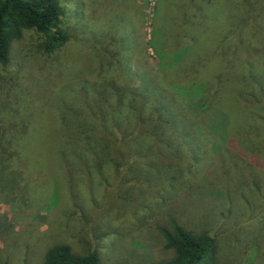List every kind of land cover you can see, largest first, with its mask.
I'll return each mask as SVG.
<instances>
[{
  "label": "rangeland",
  "instance_id": "rangeland-1",
  "mask_svg": "<svg viewBox=\"0 0 264 264\" xmlns=\"http://www.w3.org/2000/svg\"><path fill=\"white\" fill-rule=\"evenodd\" d=\"M57 2L60 26L68 35L66 42L45 54L40 49L42 35L23 30L11 44L9 62L0 64V114L12 118L10 105L23 98L20 111L31 116L26 148L33 147L36 159L50 148L49 132L57 128L58 103L70 96V90L100 80L137 86L145 71L149 75L146 81L152 80L155 89L158 82L181 101L200 99L204 90L215 93L210 114L188 109L195 120V115L205 120L209 132L204 140L208 144L203 141L198 153L204 161L192 166L194 170L199 167L196 175L203 176L207 186L224 197L216 203L206 201L190 191L184 193L186 189L178 181L169 182L163 197L153 196L143 211L139 205L121 203L116 197L128 182L121 184L122 179L115 177L109 166L96 174L103 184L93 185L94 194L91 185L68 192L56 167L49 164L45 172L20 177L25 186L5 187V200L0 201V264H38L45 249L55 243H66L75 252L93 251L102 264H140L145 260L135 246L143 241L145 226H166L170 216L212 234L219 249L218 264H264V110H256V122L262 120V128L252 121V107L243 104L247 85L256 83L252 77L258 70L264 71V0L245 29L237 27L228 33L224 32L228 25L223 19L224 0H212L204 7V18L197 17L198 27L193 16H183L181 23L178 15L176 20L179 0ZM182 2L186 8L189 0ZM116 39L125 47L124 55L116 54L108 44L115 46ZM127 73L131 85L124 76ZM258 81L263 83L264 73ZM261 99L264 103V96ZM14 113L17 121L20 113ZM11 121L3 127L13 128ZM135 154H127L130 162L123 164L151 166L152 171L164 168L153 159L136 161ZM185 155H180L181 166L187 170L192 157ZM86 162L80 165L90 168ZM246 175L250 179H245ZM157 180L164 179L157 175ZM137 182L139 187L148 186L141 179ZM155 254L165 256L161 249Z\"/></svg>",
  "mask_w": 264,
  "mask_h": 264
},
{
  "label": "trees",
  "instance_id": "trees-1",
  "mask_svg": "<svg viewBox=\"0 0 264 264\" xmlns=\"http://www.w3.org/2000/svg\"><path fill=\"white\" fill-rule=\"evenodd\" d=\"M182 1L179 0L175 7L176 20L178 15L181 16V23L183 16L184 19L186 16H193L191 18L197 20L195 23L198 27L200 19L197 17L204 18L202 11L204 7L212 4V0H189L186 8ZM260 1L224 0L226 6L223 19L228 22L224 32L236 31L237 27L245 29L246 25H249L248 20L254 18V10ZM258 7H262V2ZM60 14L61 8L57 0H0V64L9 62L11 44L23 30H33L42 35L40 49L45 54L61 47L68 35L60 26ZM116 40L115 46H112L111 42L108 44L114 48L116 54L124 55L125 47ZM150 47L157 54L153 43ZM134 54L133 51L130 58ZM158 57L160 58L159 53ZM115 62L119 68V60ZM262 72L264 73L258 70L252 77L256 79V83L247 85V100L243 103L252 107L254 118H250H253L254 123H258L257 113L264 110L261 99L264 96V81L262 84L258 81V77L263 75ZM124 76L127 78V84L131 85L129 74ZM139 78L141 82L137 86L129 87L114 80H100L82 83L79 88L70 90V96L61 98L58 103L57 128L49 132L50 148L40 159H36L33 147L31 149L29 146L28 149L24 143L28 137L27 124L31 116L20 111L23 108V98L20 101L14 100L10 105L11 112L20 113V117L17 115L18 120L14 121L15 116L12 113V118L7 114L3 117L0 114V201L5 200L6 186L16 189L17 184L23 183L19 181L20 177L31 175L33 172H45L49 164L56 167L68 192L73 188H86L91 185L94 194L93 185L98 187L103 184L96 174L102 172L107 165L115 177L122 179L121 184L128 182L121 196L118 193L116 197L121 199V203L139 205L143 211L151 205L153 196L159 199L163 197L162 192H165L169 182L172 184L178 181V184L185 187L184 193L189 194L190 191L206 201L216 203L224 197L218 189L207 186V180L203 176L196 175L199 167L194 170L192 166L204 161L205 157L198 153L202 149L203 141L208 139L209 132L205 128V120L199 115H195L198 121L195 120L188 109L193 108L200 115L201 112L210 114L215 106L212 101L216 98L215 93L210 95L209 91L203 89L200 99L192 101L194 97H190L181 101L156 81L157 84H154L159 88L155 89L152 80L146 81L149 75L145 71L140 73ZM257 93H262L261 97L257 96ZM110 97L112 99H109ZM73 99L76 102L73 103ZM190 103L193 105L187 108ZM10 120L15 126L3 127L2 124ZM258 124L263 128L262 120ZM19 125H23V130L17 128ZM133 152H137L136 161L142 162L145 158L148 159L147 162L160 161L165 169L154 168L152 171L151 166L124 165L123 163L130 162L129 157L125 156ZM186 153L192 157L188 163L191 169L184 170L180 155ZM30 159L33 163H30ZM228 160L229 163L232 162L230 158ZM86 161L91 164L90 168L80 165ZM157 175L164 180L158 182ZM254 176L252 177L256 180ZM137 179L145 181L148 186L141 184L142 187H139ZM245 179L250 177L246 175ZM135 186H138L137 190ZM153 190L156 194L150 192ZM29 191L27 189L28 195ZM160 191L161 193L157 194ZM167 223L166 226H145L144 239L135 246L145 260L140 264H218L219 249L212 234L205 229L187 227L172 216ZM158 249L163 250L165 256L158 258L155 254ZM38 264L102 263L93 251L75 252L66 243H55L45 249Z\"/></svg>",
  "mask_w": 264,
  "mask_h": 264
}]
</instances>
